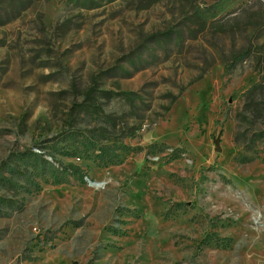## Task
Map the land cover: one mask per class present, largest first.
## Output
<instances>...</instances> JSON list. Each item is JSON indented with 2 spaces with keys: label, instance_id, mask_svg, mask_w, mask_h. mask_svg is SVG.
Wrapping results in <instances>:
<instances>
[{
  "label": "rangeland",
  "instance_id": "rangeland-1",
  "mask_svg": "<svg viewBox=\"0 0 264 264\" xmlns=\"http://www.w3.org/2000/svg\"><path fill=\"white\" fill-rule=\"evenodd\" d=\"M263 5L0 0V264H264Z\"/></svg>",
  "mask_w": 264,
  "mask_h": 264
},
{
  "label": "trees",
  "instance_id": "trees-1",
  "mask_svg": "<svg viewBox=\"0 0 264 264\" xmlns=\"http://www.w3.org/2000/svg\"><path fill=\"white\" fill-rule=\"evenodd\" d=\"M87 1H89V0H86V3H87ZM258 2V1H257ZM260 2V1H259ZM262 3V2H261ZM263 8H264V5H263ZM238 15V14H237ZM237 15H235L234 17H239V16H237ZM263 15H264V9H263ZM236 18H234V19H236ZM206 20V19H205ZM221 20V19H220ZM220 20H217L216 22L214 21L213 23H212V25L213 26H215V27H217V32H227L228 30H227V24H225V23H220V25H216V24H218L219 22H220ZM207 21V20H206ZM205 23V22H204ZM205 25L206 24H204V26L202 27V29L201 30H203L204 29V27H205ZM172 37V34L171 33H165L164 34V38L165 39H168V38H171ZM254 53V50L252 49V46H244L243 47V49H242V52H241V54H242V58H246V59H249L250 57H251V55ZM225 63V62H224ZM204 73H205V70H203L202 71V73H200L197 77H195L194 79H192L191 81H189L188 82V84L186 85V86H182L181 87V89L179 90V92H177V93H170V98H171V104L173 103V102H175L179 97H180V95L190 86V85H192L193 83H195V82H197L199 79H201L202 77H203V75H204ZM256 86H259V84H256L255 85V87ZM254 87V88H255ZM254 88H251V89H249L246 93L247 94H250L253 90H254ZM105 94H107V95H110V97H112V96H115L117 93H115V92H112V91H110V90H106L105 91ZM171 104L169 105V106H167L166 107V111H169L170 109H171ZM113 161L112 160H107V161H104V165H108L109 163H112Z\"/></svg>",
  "mask_w": 264,
  "mask_h": 264
},
{
  "label": "water",
  "instance_id": "water-1",
  "mask_svg": "<svg viewBox=\"0 0 264 264\" xmlns=\"http://www.w3.org/2000/svg\"><path fill=\"white\" fill-rule=\"evenodd\" d=\"M214 144H215V146H216V151H218V152H220L221 151V146H220V136L219 137H217V138H215V140H214ZM88 183H90V185L92 184V185H95V186H97L99 183L98 182H96V181H90V180H88Z\"/></svg>",
  "mask_w": 264,
  "mask_h": 264
},
{
  "label": "bare ground",
  "instance_id": "bare-ground-1",
  "mask_svg": "<svg viewBox=\"0 0 264 264\" xmlns=\"http://www.w3.org/2000/svg\"><path fill=\"white\" fill-rule=\"evenodd\" d=\"M99 185V184H98Z\"/></svg>",
  "mask_w": 264,
  "mask_h": 264
}]
</instances>
